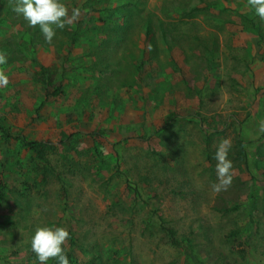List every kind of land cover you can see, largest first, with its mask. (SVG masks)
Listing matches in <instances>:
<instances>
[{"label":"rangeland","instance_id":"1","mask_svg":"<svg viewBox=\"0 0 264 264\" xmlns=\"http://www.w3.org/2000/svg\"><path fill=\"white\" fill-rule=\"evenodd\" d=\"M62 2L82 15L49 44L0 0V126L33 144L0 133V264H39L41 226L68 229L70 264H264V20L247 0Z\"/></svg>","mask_w":264,"mask_h":264},{"label":"clouds","instance_id":"2","mask_svg":"<svg viewBox=\"0 0 264 264\" xmlns=\"http://www.w3.org/2000/svg\"><path fill=\"white\" fill-rule=\"evenodd\" d=\"M247 5L254 10L260 20H264V0H247ZM13 11L21 15L30 27H39L47 43L51 44L57 29L63 30L77 23L82 15L81 8H69L62 0H14ZM150 50V46H149ZM7 63V56L0 53V65ZM10 83L3 68H0V88ZM259 132L264 134V119L259 122ZM231 140L223 139L215 152L216 174L218 183L213 185L214 192L228 190L233 181V162L228 158ZM70 239V232L65 227L41 226L35 229L31 247L39 264L56 260L58 264H70L65 252V245Z\"/></svg>","mask_w":264,"mask_h":264},{"label":"trees","instance_id":"3","mask_svg":"<svg viewBox=\"0 0 264 264\" xmlns=\"http://www.w3.org/2000/svg\"><path fill=\"white\" fill-rule=\"evenodd\" d=\"M37 79L39 82L43 84V88H46L45 90V96L46 97H56L61 93V86L57 85L54 87L53 90H48L47 87L51 85V80H52V73L50 72V68L43 65L39 64V70L37 71ZM0 133L6 137V138H12V139H22L24 141V144L26 146L33 147L32 142L27 141L24 139V137L21 134H10L5 127L0 126ZM173 243L180 245V243L173 239ZM182 252L184 255L188 256L190 259H195V257L192 255L190 249L188 247H182ZM69 261L71 262H78V259L75 258L73 254H67Z\"/></svg>","mask_w":264,"mask_h":264}]
</instances>
